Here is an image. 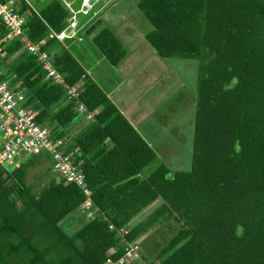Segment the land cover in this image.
I'll return each instance as SVG.
<instances>
[{
  "label": "trees",
  "instance_id": "trees-1",
  "mask_svg": "<svg viewBox=\"0 0 264 264\" xmlns=\"http://www.w3.org/2000/svg\"><path fill=\"white\" fill-rule=\"evenodd\" d=\"M134 2L150 24L145 38L155 52L196 66L191 167L172 171L88 76L79 100L94 116L77 125L76 100L11 39L0 56V80L19 83L36 120L67 137V151L82 161L95 215L85 219L79 208L85 195L72 182L50 177L35 191L27 181L36 160L47 163L45 175L53 171L49 152L0 168V264H103L111 247L112 258L123 253L121 227L126 240L142 239L139 255L124 264H264V0ZM67 15L62 0L51 1L26 16L28 38L38 43L50 29L59 32ZM5 32L0 28V38ZM92 39L112 65L125 58L111 28ZM42 49L67 85L85 74L66 43L47 39ZM153 231L161 242L144 256L143 241Z\"/></svg>",
  "mask_w": 264,
  "mask_h": 264
},
{
  "label": "rangeland",
  "instance_id": "rangeland-1",
  "mask_svg": "<svg viewBox=\"0 0 264 264\" xmlns=\"http://www.w3.org/2000/svg\"><path fill=\"white\" fill-rule=\"evenodd\" d=\"M112 2H115L112 6L117 11L115 9L110 10L107 12L109 15L117 12L116 15L127 17V14L130 13L129 7L137 8L134 0H111ZM92 4L94 3L91 2ZM137 11L136 14H139L141 19H138L139 16L137 15L133 16V20L130 23L134 28H138V23L140 28L143 29L149 22L142 16L139 10ZM84 31L81 32V36H83L82 45L86 42V34H83ZM135 36L136 34L134 33L132 37H129L128 45L129 51L133 52L134 55H132V58H129L130 56L124 58V60L129 59L126 70L128 75H126V71H123L122 68V70L116 69L105 59L99 60L102 56L101 52L96 49L91 39L87 41L90 44V49L86 59L89 60L88 63L90 65L93 63V66H88L93 67L91 77L103 85L106 91L114 93L116 101L118 104L123 103L122 107L128 114L131 112L134 114V123L138 126L136 128L141 135H144L145 139L156 142V150L160 152L159 155L165 160L160 159L172 171L187 170L191 167L192 161L195 105L193 87L196 79V66H194L193 61L192 63L181 61L176 57L164 59L152 47H147L145 43H140L138 39H135ZM136 62L150 65L147 66L149 73L142 81L136 80V69L138 68H136ZM97 63L106 64V70L103 71L102 69L95 68ZM119 78H122V80ZM30 156L32 155H29L26 159ZM155 164H152L148 169L154 167ZM5 169H9V167L6 166ZM46 169L47 163L39 160H36L29 167L27 181L35 183V191L39 190L46 182V179L50 177H57L59 179V176L53 171L48 176L45 175ZM122 174H124V171L120 173V175ZM41 176L44 177L40 180ZM151 209L143 211L142 215L148 214ZM139 239L138 241L142 245V239ZM143 242L145 243L142 246L144 249L143 255L145 256L147 252L152 253L158 243L161 242L160 234L157 231H153Z\"/></svg>",
  "mask_w": 264,
  "mask_h": 264
},
{
  "label": "built area",
  "instance_id": "built-area-1",
  "mask_svg": "<svg viewBox=\"0 0 264 264\" xmlns=\"http://www.w3.org/2000/svg\"><path fill=\"white\" fill-rule=\"evenodd\" d=\"M41 0H0V28L6 32L0 38V56L5 55L4 44L13 38H18L23 48L36 55L46 71L45 78L53 83L64 86L68 100H76V111L85 121L91 120L94 113L89 111L82 101L79 100L80 86L83 84L85 74L74 85H67L64 76L57 71L49 59V54L42 49L47 39L56 38L62 43L70 39H81L80 32L91 23L90 18L78 20V12L87 14L91 8L90 0H84L80 9L72 7V0H62L68 10L65 25L59 32L50 29L46 38L38 43H33L26 34V16L38 14L37 5ZM87 18V19H86ZM79 24V25H78ZM38 110L32 103L31 97L19 87V83L10 85L7 80H0V168L6 166L9 169L20 167L22 161L32 154L49 152L52 160V170L65 183L76 184L85 195L79 208L86 220L94 218L92 191L89 188L85 174L81 167V160L73 157L72 151H67L66 136L55 137L49 126L36 120ZM114 229L112 224L109 225ZM123 247V253L117 258H112L116 253V247H111L103 264H124L139 255V242L128 241L125 235L126 227L117 229Z\"/></svg>",
  "mask_w": 264,
  "mask_h": 264
},
{
  "label": "crops",
  "instance_id": "crops-1",
  "mask_svg": "<svg viewBox=\"0 0 264 264\" xmlns=\"http://www.w3.org/2000/svg\"><path fill=\"white\" fill-rule=\"evenodd\" d=\"M94 3L97 2V0H93ZM115 2H112L111 3V0H105L104 3H102L99 7H97V9L91 13L89 17L91 21L90 23H93L94 25V30H92L90 33L87 32V29L83 32V34H86L85 35V39H86V44L84 43L83 45L81 44L83 42V36H82V40H78V39H70V40H67L66 44H67V48L71 51V53L78 59L79 63L81 64V66L83 67L84 71H85V75L86 77H91L92 75V69L93 67H88V66H93V63L90 65L88 62L89 60L86 59V56H87V53L90 49V44L87 42L89 41L90 39L92 40L93 42V35L101 28L103 27H109L113 30L114 34L118 37V39L122 42L123 46L126 48V58L128 56H130L129 58H132V55L133 52L129 51V37H132L133 34L135 33L136 36H135V39H138V41L140 43H145V45H147V47H152L149 42L146 40L145 38V33L146 31L150 28V24H147L146 27H143V29L140 28L139 24L137 23V27H133V25H131V21L133 20V16H139V14H136V11L138 10L137 8L135 7H129V12L127 14V17H123V16H118L116 15L117 12H115L114 14H107V12H109L110 10H113L115 9L112 5H114ZM137 9V10H136ZM116 10V9H115ZM117 11V10H116ZM138 12V11H137ZM100 14V16H99ZM116 15V16H115ZM123 17V18H122ZM140 17V18H139ZM138 19H141V16H139ZM123 21H122V19ZM143 18V17H142ZM140 21V20H139ZM101 25V26H100ZM132 27V28H131ZM131 28V29H130ZM146 28V29H145ZM130 30H132V32H130ZM82 34V35H83ZM141 39V41H140ZM144 39V40H143ZM143 41V42H142ZM146 41V42H145ZM94 44V42H93ZM95 45V44H94ZM96 47V46H95ZM97 49V47H96ZM98 50V49H97ZM99 51V50H98ZM155 51V50H154ZM100 52V51H99ZM152 53V52H151ZM102 55V53H101ZM105 59V57L102 55L101 59ZM106 60V59H105ZM107 61V60H106ZM96 63V61H94ZM108 62V61H107ZM109 63V62H108ZM129 63V59L128 60H122L120 63L116 64V65H112L111 63H109L110 65H112L113 67H115L116 69L118 70H122L123 71H126L127 70V65ZM137 66H136V80L138 81H142L145 79V77L148 75L149 73V69L147 68V66H150V65H146V63L142 64V63H135ZM96 66V67H95ZM94 67L95 68H98V69H102L103 71L106 70V64H103V63H97ZM143 68H141V67ZM145 66V67H144ZM122 68V69H121ZM121 72V71H119ZM126 75H128V72L126 71ZM93 79V78H92ZM120 80H122V78H119ZM94 81L96 79H93ZM99 87L103 90V92L107 95V97L111 100V102L119 109V111L128 119V121L132 124V126L138 131V129L136 127H138L135 123H134V120H135V116L134 114H132V112L130 114L127 113V111H125L122 107L123 103L121 104H118V102L116 101V98L114 96V93L110 92V91H106L104 88H103V85L99 84L97 82V80L95 81ZM121 83V82H119ZM82 120L77 124H81L82 122H85V120L83 118H81ZM157 120H160V119H157ZM139 132V131H138ZM140 133V132H139ZM141 135V133H140ZM142 137L145 139L144 135H142ZM149 144L150 146L155 150V152L157 153V155L162 158L160 155H159V151L156 150V147H155V143L154 141H148L147 139H145ZM163 160H165L164 158H162ZM130 166L127 165L124 170H127ZM122 173V171H121ZM120 173L115 177V179L119 178L120 176Z\"/></svg>",
  "mask_w": 264,
  "mask_h": 264
},
{
  "label": "water",
  "instance_id": "water-1",
  "mask_svg": "<svg viewBox=\"0 0 264 264\" xmlns=\"http://www.w3.org/2000/svg\"><path fill=\"white\" fill-rule=\"evenodd\" d=\"M51 1H53V0H41L39 2V4L36 6L37 10L40 11L43 7L48 5ZM83 1L84 0H72V7L76 10H79ZM92 2L94 3L93 0H92ZM104 2H105V0H97V2H95L94 4L91 5V8L89 9L87 14H83L82 11H79L78 12V20L82 21L85 17H87L88 15L93 13L97 9V7H99Z\"/></svg>",
  "mask_w": 264,
  "mask_h": 264
},
{
  "label": "clouds",
  "instance_id": "clouds-1",
  "mask_svg": "<svg viewBox=\"0 0 264 264\" xmlns=\"http://www.w3.org/2000/svg\"><path fill=\"white\" fill-rule=\"evenodd\" d=\"M91 2H92V0H90V3H91ZM84 19H85V18H84ZM84 19H83V20H84ZM86 19H87V18H86ZM83 30H84V29H82L81 31H83ZM85 77H86V75H85Z\"/></svg>",
  "mask_w": 264,
  "mask_h": 264
},
{
  "label": "bare ground",
  "instance_id": "bare-ground-1",
  "mask_svg": "<svg viewBox=\"0 0 264 264\" xmlns=\"http://www.w3.org/2000/svg\"><path fill=\"white\" fill-rule=\"evenodd\" d=\"M67 139V138H66Z\"/></svg>",
  "mask_w": 264,
  "mask_h": 264
}]
</instances>
